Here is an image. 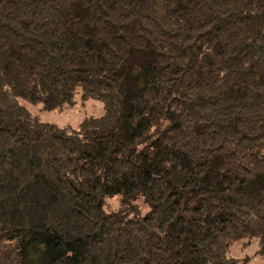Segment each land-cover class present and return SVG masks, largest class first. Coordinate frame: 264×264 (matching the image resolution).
Masks as SVG:
<instances>
[{
	"label": "trees",
	"instance_id": "trees-1",
	"mask_svg": "<svg viewBox=\"0 0 264 264\" xmlns=\"http://www.w3.org/2000/svg\"><path fill=\"white\" fill-rule=\"evenodd\" d=\"M75 95L102 114L30 110ZM252 242L264 260V0H0V264H245Z\"/></svg>",
	"mask_w": 264,
	"mask_h": 264
},
{
	"label": "rangeland",
	"instance_id": "rangeland-1",
	"mask_svg": "<svg viewBox=\"0 0 264 264\" xmlns=\"http://www.w3.org/2000/svg\"><path fill=\"white\" fill-rule=\"evenodd\" d=\"M31 112L37 114L44 122L54 123L58 126L76 127L78 123L89 115H99L103 112V105L98 101H82L79 95H75V104L62 111L41 112L39 106H31ZM119 197L105 200V208L108 210L118 208ZM108 207V208H107ZM146 210V209H145ZM258 246L255 242L250 243L244 249L241 246L233 247L230 256L236 260H245V264H264V260L257 253Z\"/></svg>",
	"mask_w": 264,
	"mask_h": 264
}]
</instances>
